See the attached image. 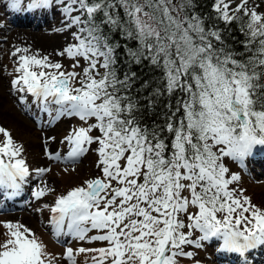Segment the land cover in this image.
I'll use <instances>...</instances> for the list:
<instances>
[{"label":"snow or ice","instance_id":"snow-or-ice-1","mask_svg":"<svg viewBox=\"0 0 264 264\" xmlns=\"http://www.w3.org/2000/svg\"><path fill=\"white\" fill-rule=\"evenodd\" d=\"M56 2L63 6L66 27L77 29L75 43L57 55L73 60V68L80 67L81 59L87 66L82 73L62 71L63 65L47 55L16 48L11 55L18 57V75L12 88L26 92L49 114L55 105L60 114L77 115L86 124L94 118L95 123L65 137L72 145L67 158L77 159L86 145L95 143L102 177L56 197L50 209L54 229L62 231L67 222L69 233L81 240L89 231L102 233L89 239L107 242V247L77 250L95 253L92 264H178V256L194 255L184 245L201 246L191 239L194 230L202 233L201 240L220 238L227 250L243 253L264 245V210L229 188L239 177L226 178L229 170L221 163L226 156L243 160L255 146H264V13L256 11L259 5L249 8V0H240L234 9L230 0L213 5L226 23L237 18L234 13L248 17L245 49L250 55L242 59L220 30L206 26L195 0ZM52 3L28 0L26 9H46ZM9 5L18 11L24 0H9ZM104 26L137 42L127 50L130 63L147 61L162 71L155 87L147 80L140 85L150 89L148 107L160 96L181 94L175 106L165 105L162 125L143 122L141 106L130 95L137 74H117L118 45L109 41ZM20 102H26L23 96ZM93 130L99 135H91ZM0 134V188L18 190L29 174L23 146L5 128L0 127ZM49 158L61 159L59 154ZM48 191L54 189L40 188L34 196L39 199ZM3 226L8 238L0 243V264H52L30 228L12 222ZM64 259L75 264L72 248Z\"/></svg>","mask_w":264,"mask_h":264},{"label":"rangeland","instance_id":"rangeland-1","mask_svg":"<svg viewBox=\"0 0 264 264\" xmlns=\"http://www.w3.org/2000/svg\"><path fill=\"white\" fill-rule=\"evenodd\" d=\"M26 1L28 2V0H24L25 7L27 4ZM56 3V0H53V5ZM230 3L234 9L240 3V0H230ZM7 4H9V0H0V127L8 130L14 141L23 146L22 158L26 161L29 174L25 178L24 183H21L23 197L11 200L0 197V243L8 238L5 235L8 230L3 226L4 222L19 223L27 226L36 234L39 241L45 246L44 251L47 254V258H52V264H69L64 259L67 248L73 249L75 264H92L91 258L95 253L87 252L77 254V250L79 248L98 249L107 247V242L89 239L92 236L102 233L92 230L87 233L86 239L81 240L69 233L67 222H65V227L62 231H58L59 233L57 235L51 223L53 214L50 209L58 195L66 194L72 188L83 186L87 180L102 177V172L97 167L98 156L95 151L97 148L95 143L91 146L86 145V151L77 159L69 160L67 158V149L70 144L65 137L74 129L87 127L88 124L95 123V121L94 118H90L86 124L77 115H68L67 113L64 118H60L57 116L59 109L55 105H50L51 114H49V111H42L39 105L34 104L33 98L26 92L21 93L13 90L12 81L17 77L18 73L16 72L17 59L11 53L13 47L15 49L17 46L11 44L12 36L11 38L6 37V29L11 25V22L13 23V20L10 22L9 19L11 15L8 14ZM53 5L50 6L51 9ZM254 5H259L258 0H249L247 7L252 8ZM60 11L57 14L62 16L64 13L62 6ZM256 11L264 13V9L261 6L256 8ZM77 14L79 13H73V15ZM12 17L24 18L23 15ZM50 21L53 22L54 17H51ZM33 22H37L36 17L33 18ZM66 23V18L60 19L58 27L52 29L54 39L50 40L48 45L45 43V40H47L46 37L43 38V36L39 35V37L37 34H34V54L39 53L40 56L47 55L52 62L61 63L63 65L62 71L82 73L83 67L87 66L83 59L80 60V67L73 68V60L66 55H57V52L63 51L65 47L75 43L72 33L77 29L76 27L67 28ZM28 30L31 32L36 31L34 29ZM5 32L6 34H4ZM56 37L58 38L55 39ZM25 44L29 45L30 43L26 42ZM21 46L29 49L27 54L31 55L30 50L33 45ZM74 86L79 85L74 84ZM22 96L26 100L25 103L20 102ZM54 113H56L55 117L50 118V115ZM90 134L96 136L99 135V131L93 130ZM3 139V135L0 134V141ZM56 154H59L61 159L49 158L50 155L55 156ZM247 156L243 160L233 159L230 156L222 158L221 161L229 170L226 173L227 178H230L232 174H236L239 177L237 181H233L229 185V188L235 189L237 194L242 191L243 196L249 197L253 205L264 210L263 170L261 167L250 163L247 160ZM40 168L49 169V171L40 174L37 171ZM113 184L115 186V182ZM44 187L54 189V191H48L45 196L37 199L34 196V192ZM184 194L187 195V193ZM27 210L29 212L26 213ZM190 211H195V209H190ZM218 216L222 218L223 214L218 213ZM61 235H64V240L59 239ZM201 236L202 233L199 231H193L191 239L198 241L201 246L184 245V250L192 252L194 255L192 258L178 256L176 258L178 264H197V262L198 264L240 263L238 261L232 262L227 256L222 255L221 257V254H218L224 248L220 238L210 237L207 240H201ZM217 246L220 248H217ZM252 252L253 256L250 258L252 261H244L241 264H264V245H257L253 248ZM242 254L245 257L247 256L245 253Z\"/></svg>","mask_w":264,"mask_h":264},{"label":"trees","instance_id":"trees-1","mask_svg":"<svg viewBox=\"0 0 264 264\" xmlns=\"http://www.w3.org/2000/svg\"><path fill=\"white\" fill-rule=\"evenodd\" d=\"M214 3L215 0H195V11L205 19L206 26L214 25L220 30L226 45L231 50L243 54V56L238 58L246 59L247 56L250 55L245 49V44L250 38L249 35H247L248 29L246 28L248 17L244 16L241 12L234 13L237 18L231 23H226L222 19H219L218 14L213 10ZM121 15H123L122 10ZM100 18V16L97 17V22H99ZM104 32L111 43L118 45L116 49L117 63L115 65L117 74L121 78H123V74L126 72H136L137 74V79L130 91V95L138 100L141 106L140 114L143 122L149 127L162 125L166 119V114L168 113V109L165 105L171 103L175 106L176 99L181 94L176 93L171 97L167 95L160 96L156 98V103L153 107H148L146 97L148 96L150 89H143L140 85L143 81L147 80L151 82L153 87H155L163 77L162 71L150 65L147 61H143L140 64L130 63L127 50L129 48L135 49L138 46L137 42L126 38L119 32V30L113 31L108 29L107 26H104ZM253 47H255V45H253ZM179 116L180 113H177V118H179ZM163 135L166 141L170 142L171 137L167 133H164ZM221 163L223 162L221 161Z\"/></svg>","mask_w":264,"mask_h":264},{"label":"bare ground","instance_id":"bare-ground-1","mask_svg":"<svg viewBox=\"0 0 264 264\" xmlns=\"http://www.w3.org/2000/svg\"><path fill=\"white\" fill-rule=\"evenodd\" d=\"M3 2H5V1H3ZM258 4H259V6H261L264 9V0L263 1L262 0H258ZM52 5H53V3H52ZM61 6L62 5H60L59 3H56L55 5H53L52 9L49 7V8H46V9H37V10H33V11H28L25 6H22L20 8V10H18V11L14 10L12 7L8 8L10 10L11 14H13V13H22L25 16L29 17V19L23 20V19H19V18H15V19L10 18V20H13V23L11 22V25L7 29L3 28V29H6V32H7V34H6V32L4 34H6L7 38H11V36L13 37L11 44L16 45L17 48H24L21 45H23V46L33 45V47H31L32 49L30 50V54L33 55L34 54V39H33L34 34H37V36H39V35L43 36V38L46 37L47 40H45V39L44 40H45V43L47 45L50 43V40L54 39V37L52 35V33H53L52 29L55 28V27L56 28L58 27V23H60V19L61 18H66L64 13H63L62 16H59L57 14V13L61 12L60 11ZM34 17L37 18V22H35V23L30 19V18H34ZM51 17H54V21L53 22L50 21ZM28 29H30V30L34 29L36 31L35 32H31ZM57 38L58 37H56L55 39H57ZM40 40H42V39H40ZM26 42L30 43V44L29 45L25 44ZM45 43H43V44H45ZM15 49L13 47L12 52L15 51ZM15 58L18 59V57H15ZM57 108H58V106H57ZM66 113L67 112L65 111V112H63V114H60V110H59L58 116L60 118L61 117L64 118ZM67 114L69 115V113H67ZM55 115H56V113H54L53 115H50V118H54ZM50 139H52V138H50ZM50 141H52V140H50ZM71 147H72V145L70 144L68 146V149H67V155H68V152L70 151ZM255 150L259 151L261 153V152L264 151V146L257 145V146H255ZM261 169L263 170V175H264V167H261ZM27 212H29V211L27 210L26 213ZM250 250H252V248L247 249L243 253L248 255V252Z\"/></svg>","mask_w":264,"mask_h":264}]
</instances>
